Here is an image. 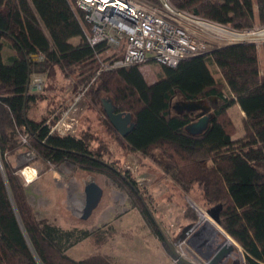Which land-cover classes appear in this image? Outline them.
<instances>
[{
	"label": "trees",
	"instance_id": "1",
	"mask_svg": "<svg viewBox=\"0 0 264 264\" xmlns=\"http://www.w3.org/2000/svg\"><path fill=\"white\" fill-rule=\"evenodd\" d=\"M168 2L236 29L264 23V0ZM86 34L89 24L71 0H0V264H115L106 255L74 259L66 253L86 238L101 242L103 237L95 231L63 229L36 217L9 160L21 148L47 167L68 163L104 174L135 197V206L161 238L134 176L103 158L108 142L92 148L90 131L61 134L52 129L81 87L62 96L68 88L59 82L68 76L76 79L73 89L94 78L85 93L93 104L109 97L116 111L130 112L135 124L124 137L105 118L107 129L131 151L152 158L183 192L197 187L210 207L220 204L219 224L241 248L243 264H264V45L262 60L253 43H238L184 58L175 67L152 62L156 74L148 83L140 65L96 74L106 46L90 45ZM213 65L220 76L210 70ZM36 75L42 76L43 86L30 91ZM176 95L182 100L214 101L202 133L185 130L193 114L172 111ZM41 101L48 103L46 113L30 118L28 108ZM233 104L243 112V133L237 139H232L234 126L227 113ZM22 134L27 135L26 143L20 140ZM182 216L190 223L196 219L189 206Z\"/></svg>",
	"mask_w": 264,
	"mask_h": 264
},
{
	"label": "rangeland",
	"instance_id": "2",
	"mask_svg": "<svg viewBox=\"0 0 264 264\" xmlns=\"http://www.w3.org/2000/svg\"><path fill=\"white\" fill-rule=\"evenodd\" d=\"M76 40L77 38H73L71 42L74 43ZM257 48L262 60V46ZM104 54L107 55V53ZM209 67L214 76L218 77L219 74L215 71L216 67L214 65ZM140 70L148 83L154 81L156 69L152 66V62L141 65ZM63 80L62 84L68 88H66V93L69 95L79 86L86 85L83 84L85 82L79 83L73 89L71 87L76 82L73 76H68ZM84 96L87 103H84L82 107L79 105L77 116H75L77 119L74 123V128L77 134L81 132L82 127L87 126L88 129L91 128L90 132L93 134V139H91L92 148H96V146L103 143L102 140L108 142L107 153H105L103 158L108 162L114 163L121 171H129L135 180L138 179L136 182L139 187L141 200L147 206L161 231L172 241V237L180 231L176 225V213L180 208L179 205H174L173 208H170L171 206H165L164 204L166 197L160 192L161 184L165 183L164 178H162L164 173L153 162L152 158L139 152L131 151L123 141H118L116 135L110 132L104 123L106 116L101 102L99 105L93 104L88 95L84 94ZM180 102L181 97L179 95L172 98V111H176L174 105ZM238 108V105L234 104L228 109L234 126L232 139H237L242 135V116ZM101 128L103 132L100 131ZM93 129H97L96 133ZM94 136L97 138L94 139ZM33 157L32 152L21 148L11 155L9 160L22 179L28 202L33 208L36 217L46 219L58 226L72 225L74 223L85 224L91 231H95L96 235L103 237L99 243H94L93 239H83L77 244L70 246L66 250L70 257L82 259L88 255L101 254L110 257L115 264H176L165 253L162 246V238L156 236L153 229L141 215L138 207L135 206L138 203L135 197L131 196L126 189L117 187L104 174L73 168L68 163L47 167L41 161L34 160ZM26 166L32 169L34 175L29 181L22 174V170L27 168ZM89 178L101 186L103 193L91 215L87 219H81L78 214L81 203H83V187ZM156 191L159 197L156 196ZM171 193H173L174 197H177L175 191H171ZM141 200L140 202L143 203ZM182 201L184 202L185 200L182 198ZM191 205L198 206L197 209L205 215V210L210 207L203 200L197 187L187 193L185 206H189L194 211L195 209ZM200 209H203V211ZM166 214L174 218L167 220L164 217ZM189 215L191 214L189 213ZM206 216L210 221H213L208 215ZM219 227L225 232L221 226ZM205 234L206 238H213L217 243L225 239L223 233L214 232L210 226L206 227ZM233 259L240 260L241 264L244 262V257L238 244L229 256V261Z\"/></svg>",
	"mask_w": 264,
	"mask_h": 264
},
{
	"label": "built area",
	"instance_id": "3",
	"mask_svg": "<svg viewBox=\"0 0 264 264\" xmlns=\"http://www.w3.org/2000/svg\"><path fill=\"white\" fill-rule=\"evenodd\" d=\"M73 7L83 13V20L89 24L86 39L90 45L104 43L107 55L99 57L100 68L111 70L131 65L156 62L175 67L180 60L208 54L216 48L238 43L264 45V23L244 29H236L227 24L205 19L173 7L168 0H160L153 5L145 0H71ZM78 88L73 102L84 96L89 84ZM43 78H32L30 88L39 91ZM71 101V102H72ZM69 107V105H68ZM68 107L53 126L56 130ZM70 127L69 124L65 125ZM57 131V130H56ZM58 132V131H57ZM59 133V132H58ZM20 140L27 142V135ZM189 229L183 240L177 234L172 237L177 250H183L189 242ZM190 245L194 246L193 242Z\"/></svg>",
	"mask_w": 264,
	"mask_h": 264
},
{
	"label": "water",
	"instance_id": "4",
	"mask_svg": "<svg viewBox=\"0 0 264 264\" xmlns=\"http://www.w3.org/2000/svg\"><path fill=\"white\" fill-rule=\"evenodd\" d=\"M27 84H29V81H27ZM211 104L212 103H207L203 100H183L180 103L176 104L175 107L177 114H182L185 112L193 114V120L185 126V130L188 133L197 135L202 133L208 127L211 118ZM101 106L109 123L121 137H124L133 128L135 122L132 119L131 113L125 111H116L115 105L109 97L101 98ZM83 192L84 201L78 216L81 219H87L91 215L92 211L97 207L101 199L103 190L96 182L90 180L85 184ZM220 209L221 205L218 204L208 208L205 211L206 214L218 226H220ZM190 227L191 225L188 224L181 231L178 236L179 241L183 240L186 237V232L190 229ZM158 229L161 234V238L163 241L162 246L165 253L176 264H224V262L229 258L231 253L237 247L236 242L224 232L226 235L225 239L222 242L218 243L215 246L212 254L208 255L207 257L203 256L199 250L192 251V246L188 241H186L187 248L192 251L191 256L187 257L177 250L176 245L173 243V241L169 240L160 228ZM227 264H241V262L238 259H233Z\"/></svg>",
	"mask_w": 264,
	"mask_h": 264
},
{
	"label": "crops",
	"instance_id": "5",
	"mask_svg": "<svg viewBox=\"0 0 264 264\" xmlns=\"http://www.w3.org/2000/svg\"><path fill=\"white\" fill-rule=\"evenodd\" d=\"M77 42V40H76ZM74 42V43H76ZM216 67V66H215ZM216 70H217V67H216ZM220 76V74H219ZM34 77V76H33ZM32 77V78H33ZM62 79H60V82L59 83H62ZM64 83V82H63ZM152 83V82H151ZM30 88V86H29ZM30 91H32V89L30 88ZM62 96H68V94L66 93V90L62 93ZM85 96H82L81 98H79L78 100H76L75 102H71L69 104V107L66 111V114L62 117L61 121L59 122L58 126H57V131L61 134H77L76 132V129L74 128V123L76 122V117L77 116V110H78V107L79 105L82 107V105L84 103H87L86 99L84 98ZM213 100H211V102L209 101H206L208 103H212ZM214 102V101H213ZM176 105V104H175ZM234 105V104H233ZM238 105V104H237ZM239 107V106H238ZM86 108V106H85ZM48 109V103L46 101H41V102H38L36 104H33L31 105L28 110H27V114L30 118L32 119H38L39 117H41L44 113H46ZM229 109V108H228ZM228 109H227V113L228 115L231 117V115L229 114L228 112ZM240 109V108H238ZM240 115L243 117V112L241 111L240 109ZM241 117V118H242ZM66 124H69L70 127H66L65 125ZM91 129V128H90ZM90 129H88L87 126H84L81 128V132H79L78 134H81L82 132H87V131H91ZM78 131V130H77ZM93 131H97V129H93ZM102 131V128L101 130ZM105 131V130H104ZM103 132V131H102ZM96 133V132H95ZM243 133V131H242ZM107 135V134H105ZM108 137V136H106ZM33 168V167H32ZM34 169H36L34 167ZM128 169L131 170L130 167H128ZM37 170V169H36ZM163 173V172H162ZM148 177V176H147ZM164 178L165 180V183H162L161 186H160V192H162L163 196L166 197V201H164V204L165 206L166 205H169L171 206L170 208H173L174 205H179V210L178 212L176 213V218H177V221H176V225L178 226L177 228H179V232L177 233V238L179 236V234L181 233V231L185 228V226H187L190 222H188L183 216V211H184V206H185V203H186V198H187V193L183 192L180 188H178L171 180L170 178L164 174V176L162 177ZM90 180H92L91 178H89V180L87 182H89ZM138 180V179H137ZM136 180V181H137ZM86 182V183H87ZM95 182V181H94ZM85 183V184H86ZM98 184V183H97ZM99 185V184H98ZM85 186V185H84ZM100 186V185H99ZM101 187V186H100ZM84 189V187H83ZM171 191H175V193L177 194V197H174V195H172L173 193H171ZM156 196H157V191H156ZM159 197V196H157ZM182 198L185 200L184 202L182 201ZM84 201V192H83V200ZM83 203H81V207H82ZM177 208V206H176ZM81 209V208H80ZM164 216V215H163ZM164 217H166L167 220H171L172 218L174 217H169L168 214H166ZM60 227H62L63 229H69V228H73V227H77V228H83V229H89L88 226H86L85 224H81V223H74L72 225H59ZM91 231V230H90ZM88 239V238H86ZM194 245H195V248L198 247L199 245V241L196 239L195 241H193ZM239 246V245H238Z\"/></svg>",
	"mask_w": 264,
	"mask_h": 264
},
{
	"label": "flooded vegetation",
	"instance_id": "6",
	"mask_svg": "<svg viewBox=\"0 0 264 264\" xmlns=\"http://www.w3.org/2000/svg\"><path fill=\"white\" fill-rule=\"evenodd\" d=\"M181 101H183L182 99H181ZM208 103V102H207ZM176 105H174V109H176V107H175ZM191 207L192 208H194L195 210H194V213L195 214H197L196 215V219H195V221H193L192 223H189L190 225H191V227H190V233H189V236H188V238H189V243L190 242H193V241H195L196 239L199 241V245H198V247H196L195 248V245L194 246H192L191 247V249H192V251H195V250H199L201 253H202V255L203 256H208V255H210V254H212V252H213V250H214V248H215V246L218 244L216 241H215V239H213V238H209V237H207L206 238V234H205V229H206V227H207V223H206V220L203 218V216L201 215L203 212H200L199 211V209H197L198 208V206L197 207H195V206H192L191 205ZM201 211H203V209H200ZM207 210V209H206ZM205 210V211H206ZM184 212V211H183ZM151 214V213H150ZM152 216V215H151ZM154 219V218H153ZM155 221V220H154ZM201 223H203V224H201ZM155 224L157 225V223H156V221H155ZM158 226V225H157ZM159 228V227H158ZM187 238V237H186ZM184 245V248H183V250L185 251V253L187 254V257H190L191 256V254H192V251L191 250H189L188 248H187V245L186 244H183ZM232 261V260H231ZM231 261H229V258L224 262V264H227V263H229V262H231Z\"/></svg>",
	"mask_w": 264,
	"mask_h": 264
},
{
	"label": "bare ground",
	"instance_id": "7",
	"mask_svg": "<svg viewBox=\"0 0 264 264\" xmlns=\"http://www.w3.org/2000/svg\"><path fill=\"white\" fill-rule=\"evenodd\" d=\"M26 167L27 168H24L22 170V174L24 175V177L26 178V180L29 181V180H31L33 178L34 175H33L32 169L28 168V166H26ZM202 215H203L204 219L206 220L207 226H210L211 229L214 232H220V233H223L225 235V233L221 230V228L214 221H210L209 220V218L206 216L207 214L205 215L204 213H202Z\"/></svg>",
	"mask_w": 264,
	"mask_h": 264
}]
</instances>
